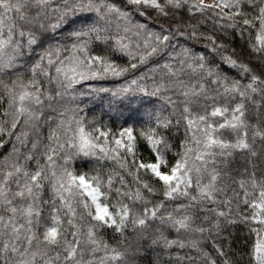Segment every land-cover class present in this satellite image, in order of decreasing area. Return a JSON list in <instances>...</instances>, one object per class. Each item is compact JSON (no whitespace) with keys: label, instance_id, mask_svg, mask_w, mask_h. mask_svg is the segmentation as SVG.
<instances>
[{"label":"snow or ice","instance_id":"1","mask_svg":"<svg viewBox=\"0 0 264 264\" xmlns=\"http://www.w3.org/2000/svg\"><path fill=\"white\" fill-rule=\"evenodd\" d=\"M0 149V264H264V0H0Z\"/></svg>","mask_w":264,"mask_h":264},{"label":"trees","instance_id":"2","mask_svg":"<svg viewBox=\"0 0 264 264\" xmlns=\"http://www.w3.org/2000/svg\"><path fill=\"white\" fill-rule=\"evenodd\" d=\"M135 39L134 37L132 38ZM122 63L124 61H121ZM151 67V65H147L143 68H141V71H146L147 68ZM116 83V81H109L107 82L106 86H112V84ZM154 101L153 99L145 98L144 102L142 104H136L134 103L131 107L133 109H136L135 111H128L125 109L124 111V117L123 119L118 118L116 113H108L106 102L101 99H96L89 103L88 108L85 110L88 117L91 119L92 116L95 114L96 116H102L103 120L106 122H109L114 127H119L120 124L124 123L125 120L128 121V123L138 122L142 117L145 109H150L152 107V103ZM136 126H139L137 123ZM4 149H0V152H3ZM141 153L147 158L148 152L141 147L140 149ZM130 179V178H128ZM232 248L234 251L237 252L239 255L240 253H244V260L245 262L248 260L247 252L251 249L252 244L255 243L256 237L254 234L249 235L247 229H244L242 232L238 229H232ZM225 236H227V233H224ZM113 234L109 232L106 235V239L109 240V242L114 243L112 240ZM189 251L188 249H184L183 251H180V255H183L184 252ZM156 259L155 253H144L142 254V259L138 261V264H150V261H153ZM165 260L168 259V257H164Z\"/></svg>","mask_w":264,"mask_h":264}]
</instances>
